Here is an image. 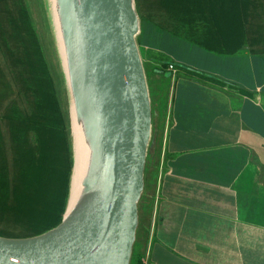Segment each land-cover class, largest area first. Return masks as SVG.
<instances>
[{
    "label": "crops",
    "instance_id": "0c3cea01",
    "mask_svg": "<svg viewBox=\"0 0 264 264\" xmlns=\"http://www.w3.org/2000/svg\"><path fill=\"white\" fill-rule=\"evenodd\" d=\"M195 1L179 36L143 41L180 68L141 261L264 264V0Z\"/></svg>",
    "mask_w": 264,
    "mask_h": 264
},
{
    "label": "water",
    "instance_id": "95a60500",
    "mask_svg": "<svg viewBox=\"0 0 264 264\" xmlns=\"http://www.w3.org/2000/svg\"><path fill=\"white\" fill-rule=\"evenodd\" d=\"M90 124L91 170L78 222L0 237V264H128L150 137L132 0H65Z\"/></svg>",
    "mask_w": 264,
    "mask_h": 264
},
{
    "label": "trees",
    "instance_id": "16d2710c",
    "mask_svg": "<svg viewBox=\"0 0 264 264\" xmlns=\"http://www.w3.org/2000/svg\"><path fill=\"white\" fill-rule=\"evenodd\" d=\"M183 0H160L148 9L144 16L139 7V33L136 36L138 50L146 49L151 60L157 63L156 68L151 67V73L145 72L146 78L158 75L161 80V90L154 94L152 91V104L150 118V137L146 150L143 167L142 191L140 193L136 210L137 222L134 241L128 264H142V249L145 246L149 230L150 217L153 204L154 184L157 175V160L161 149L163 132V114L166 111V97L168 94L167 82L171 70L180 68L171 62L165 55L158 53L156 57L150 56L151 46L144 47L143 41L152 43L157 27L161 33L173 36L181 34L178 21L185 18L193 19L196 11L195 0H188L189 10ZM29 10L19 0H0V208H16L22 211L19 203V193L27 187V175L31 164L21 157L20 147H25L28 153L35 148L37 128L41 122L44 111L43 102L47 88L48 63L43 43L29 17ZM45 39L50 43L49 30L45 27ZM47 35V38H46ZM148 49V50H147ZM45 53H44V51ZM153 71V73H152ZM160 73V74H159ZM50 75V74H49ZM51 77V76H50ZM149 91V90H148ZM46 105V99H45ZM33 139V140H32ZM47 225L33 231L38 234L47 229Z\"/></svg>",
    "mask_w": 264,
    "mask_h": 264
},
{
    "label": "rangeland",
    "instance_id": "374dc122",
    "mask_svg": "<svg viewBox=\"0 0 264 264\" xmlns=\"http://www.w3.org/2000/svg\"><path fill=\"white\" fill-rule=\"evenodd\" d=\"M158 1L160 0H139V7H142L140 8L141 13L146 16L151 5L154 6L155 2ZM19 2L25 4L28 8L31 24L35 26L34 28L46 51L45 53L43 50L48 63V72H45L48 74L46 78L48 85L46 94H43L44 102L46 99V105L43 102V107L45 106L43 109L47 115H42L41 122L34 129V132H37L35 141L32 139L35 142V148H31L28 153L25 147H20L23 159L22 165L24 160H28L27 163L31 164L32 158L36 159L35 165H31V170L27 175L30 184L19 193L18 201L23 210L18 211L15 207L11 209L0 208V237L9 239L35 236L40 233L33 234V231H37L43 225H47L48 228L45 230L47 231L59 224L69 195V181L74 167L73 153L75 149L71 129L73 116L71 115L70 121L67 89L51 23L49 2L48 0H19ZM186 2L189 10L188 0L182 1L185 5ZM132 5L138 23V29L134 36L136 38L140 23L137 9L138 0H132ZM184 20L185 18L178 21L179 27L186 24ZM45 27L49 30L50 43L45 39ZM154 29L159 30L157 27H153V31ZM136 48L142 68L144 65L145 72L148 70L151 73L150 68L154 67L155 69L157 63L151 60L146 49L138 50L137 44ZM149 53L154 58L158 54L154 50ZM160 75L169 78L166 87L168 89L171 85V79L174 78L172 72L168 76H165V74ZM144 79L151 118V109H153L152 91L157 94L158 89L161 90V78L158 75L146 78L144 75Z\"/></svg>",
    "mask_w": 264,
    "mask_h": 264
},
{
    "label": "bare ground",
    "instance_id": "6f19581e",
    "mask_svg": "<svg viewBox=\"0 0 264 264\" xmlns=\"http://www.w3.org/2000/svg\"><path fill=\"white\" fill-rule=\"evenodd\" d=\"M48 2L58 55L65 78L70 121L71 115L73 116L71 129L75 147L73 153L74 167L70 178L65 214L61 221L64 229H71L77 225L80 198L84 192V181L91 170L90 124L86 110L79 55L65 0H48Z\"/></svg>",
    "mask_w": 264,
    "mask_h": 264
},
{
    "label": "built area",
    "instance_id": "2783aa9c",
    "mask_svg": "<svg viewBox=\"0 0 264 264\" xmlns=\"http://www.w3.org/2000/svg\"><path fill=\"white\" fill-rule=\"evenodd\" d=\"M171 72H172V74H173V73H174V70L172 69Z\"/></svg>",
    "mask_w": 264,
    "mask_h": 264
}]
</instances>
